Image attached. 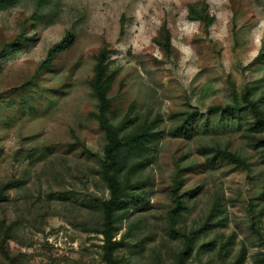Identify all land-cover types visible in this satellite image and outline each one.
<instances>
[{
    "label": "rangeland",
    "instance_id": "obj_1",
    "mask_svg": "<svg viewBox=\"0 0 264 264\" xmlns=\"http://www.w3.org/2000/svg\"><path fill=\"white\" fill-rule=\"evenodd\" d=\"M38 1L0 10V48L24 31L0 56V181L11 182L9 213L20 227L9 244L23 264L102 263L103 235L94 226L110 190L100 171L106 138L91 115L98 100L89 79L103 47L115 72L114 120L129 115L131 128L148 118L160 131L132 173L141 183L118 209H130L117 235L126 234L124 264H171L187 234L195 235L185 264H220V246L231 235L229 258L245 246L244 264H264V146L251 143L236 111L232 124L211 112L247 88L264 107V0H203L209 26L189 15L190 2L200 0ZM37 11L45 19L34 21ZM165 23L171 53L155 41ZM69 29L74 44L33 79L37 62ZM188 112L193 125L185 131L179 126ZM216 145L249 165L203 148ZM179 170L185 206L173 230Z\"/></svg>",
    "mask_w": 264,
    "mask_h": 264
},
{
    "label": "trees",
    "instance_id": "obj_2",
    "mask_svg": "<svg viewBox=\"0 0 264 264\" xmlns=\"http://www.w3.org/2000/svg\"><path fill=\"white\" fill-rule=\"evenodd\" d=\"M20 0H0V10L15 6ZM42 1L39 0V5ZM189 15L193 19H202L206 25L213 20L210 14L208 4L203 1H194L189 4ZM31 18H43L41 12H35ZM30 18V19H31ZM50 18H48L49 20ZM29 23L28 17L24 19V27ZM23 30L14 38L4 42L0 48V56L4 54L12 44H14L23 35ZM76 32L74 29H69L65 35L47 50L46 55L37 62L33 79L39 73L53 65L58 54L70 48L76 39ZM173 32L165 23L159 34L155 37L162 50L166 53H171L173 50ZM109 50L107 47L101 48L96 54V63L94 72L89 79L92 94L97 98V108L91 111V115L98 121L100 127L103 129L106 141L103 146V156L100 162V171L107 182L110 190L108 197L101 200L102 220L94 229L103 235L102 243V263L101 264H124L127 260L126 254L121 252L126 238L123 233L121 238H117L121 230L120 219L130 213V209L126 208L122 212L118 209L126 202V196L132 193L133 188L138 186L140 180H132V173L137 169V166L142 163L144 155L151 149V143L159 137L160 131L154 128L153 122L145 118L141 122L135 123L131 128H127L129 115L125 118L115 121L114 117L118 113V108L115 106V97L110 94L115 72L110 69L108 60ZM0 98L2 94L0 93ZM221 113L220 119L227 121L229 124L233 123L230 111H236L240 117H245L247 121L246 136L250 139L254 146H264V107L260 101L252 96L250 89L242 94L240 99L235 96L234 102H228L225 105L217 104L211 106V112ZM193 113L188 112L184 118L179 129L184 128L185 131L193 125ZM207 126L212 125L211 117L206 121ZM79 142L86 146V143L80 139ZM205 150L215 151L216 155L238 165L247 166V161L237 151L231 150L228 147L204 146ZM87 149V147H86ZM183 183L181 171H177L173 178V199L171 203L170 220L172 229H176L177 215L180 213L182 207L185 206L184 201L179 193ZM11 185L10 181H0V264H23L20 256L14 252L9 244V239H15L19 232L20 220L17 217H12L9 213L12 199L6 196V190ZM216 206V205H215ZM214 211L211 215H213ZM223 221V220H219ZM210 222V217L201 226H206ZM255 228H261L257 220H253ZM194 235L187 234V239L184 246L177 252L175 259L171 264H185L186 256L193 247ZM211 242H215L212 240ZM209 242V244L211 243ZM234 242V236H229L228 240L224 242L219 249L220 264H244L247 259V248L243 246L233 257H228L229 249ZM264 262V260H262Z\"/></svg>",
    "mask_w": 264,
    "mask_h": 264
}]
</instances>
